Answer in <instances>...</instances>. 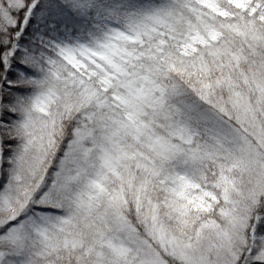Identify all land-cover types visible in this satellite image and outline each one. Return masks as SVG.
<instances>
[{
    "label": "snow or ice",
    "instance_id": "1",
    "mask_svg": "<svg viewBox=\"0 0 264 264\" xmlns=\"http://www.w3.org/2000/svg\"><path fill=\"white\" fill-rule=\"evenodd\" d=\"M0 264H264V0H0Z\"/></svg>",
    "mask_w": 264,
    "mask_h": 264
}]
</instances>
